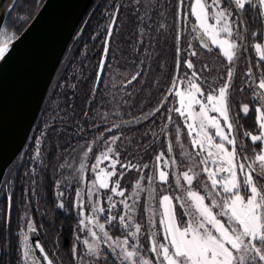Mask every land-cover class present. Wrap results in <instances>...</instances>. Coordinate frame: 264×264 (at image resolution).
I'll use <instances>...</instances> for the list:
<instances>
[{"label": "snow or ice", "instance_id": "snow-or-ice-1", "mask_svg": "<svg viewBox=\"0 0 264 264\" xmlns=\"http://www.w3.org/2000/svg\"><path fill=\"white\" fill-rule=\"evenodd\" d=\"M102 6L108 23L91 37H102L92 73L82 67L73 72V83L62 76L65 83L56 86L75 96L81 83L90 82L82 110L76 112L70 102L66 110L51 109L50 120L31 139V151L21 156L23 172L5 179L0 170V264L5 257L7 264H63L60 237L50 252L40 239L44 224L29 215L50 167L54 207L77 216L70 264H264V0H105ZM15 9L12 2L8 14ZM169 12L174 70L152 105L141 93L160 82L144 79L151 68L145 60L157 55ZM126 13L136 28L137 55L130 64L112 48ZM188 17L194 18L192 31L201 33L195 37L199 49L218 53L221 68L203 60L191 42L180 46L182 33L175 25ZM30 18L16 17L22 23ZM250 50L255 59L245 56ZM9 54V41L0 42V61ZM114 68L125 69L119 83L112 79ZM164 68L157 64V70ZM173 96L178 107H169ZM250 112L251 130L241 122ZM141 128L139 138L130 135ZM78 149L82 159L73 155ZM68 157L78 159L75 171ZM53 159L61 162L50 165ZM15 217L23 225L13 233Z\"/></svg>", "mask_w": 264, "mask_h": 264}, {"label": "trees", "instance_id": "trees-1", "mask_svg": "<svg viewBox=\"0 0 264 264\" xmlns=\"http://www.w3.org/2000/svg\"><path fill=\"white\" fill-rule=\"evenodd\" d=\"M44 2L45 0H18L16 2V9L12 11L11 15L8 16L5 22L4 30H7V28H12V30L14 29L16 33V37H15L16 39L34 19V17L38 13ZM171 2L174 3L175 0H171ZM104 3L105 1L103 2V4H101V7L98 8V10L93 15L83 35L77 40H73L69 48L67 49L66 54L52 82L42 112L39 116V119L36 122L23 151L20 153L18 158L15 160V162L10 166L5 179H9L10 175L15 176L17 172L20 173L23 172V169L19 168L21 156L23 153L31 151V139L33 136L39 135L38 129L42 126L43 122L45 120H50V117L52 116L51 109H57V105H59V109L66 110V104L70 102L75 106L76 112H80L82 110L86 94L89 91L88 84L90 82L81 83L80 86L76 89L75 96H72V93L69 89L57 88L56 86L57 84L65 83V81L61 79L62 76L69 78L67 80L68 84L73 83L74 81L70 79L73 72L79 70L82 67L86 74L92 73L93 71L92 66L96 63L98 59V53L101 48L102 37L98 36L95 40L91 39V37L97 36V33H101L103 28L108 23L107 18L102 15V13L105 12V8L102 6L104 5ZM17 16H20L22 18L26 16H30L31 18L28 19L26 23H22L21 20L16 19ZM121 20L123 21V24L119 29V35L117 36L116 41L112 43V48L117 50L118 55L120 54V52L124 53V55L121 57L122 63L125 60H127V62L130 64L131 58L137 55V53L134 51V45H135L134 33L136 31V28L134 24L130 22L127 13L121 17ZM166 22L169 25V27L166 30H164L163 36H161L159 44L155 46V52L157 53V55L145 60V64H150L151 68L148 69V75H146L144 79L147 81L148 79L151 78L158 80L160 82L157 88H151L149 92L141 93V98H144V96L147 95L148 98L151 100L152 105H155L157 100L160 98L161 91H165L167 89L171 74L174 70V63L176 59L174 31L172 30L171 27L173 24V15L171 14V12H169V14L167 15ZM152 35L156 36L158 34L155 31H153ZM164 37H166V42ZM195 37H198L197 33H194L192 35L191 43L197 47L198 51H202V59L204 60V56H206L207 50L199 49L200 42ZM85 46L87 49L86 54H85ZM152 50L153 49H149V51ZM213 52L216 53V49H213ZM140 58L143 59L144 57L141 56ZM212 59L213 62L212 63L209 62L211 65H214L217 68L222 67L221 59L218 53H216V55H212ZM158 63L165 64V68L163 71L157 70ZM224 63H226V61ZM131 71L132 68L129 67L127 69V72H131ZM124 73H125L124 68H114L113 73L111 74L112 79L115 80L117 83H119V80L116 78ZM217 74L218 73L214 72L212 76L209 77V79L211 80L212 77L216 76ZM237 83H239V81H237ZM137 87H139V85H137ZM65 93H67L68 96H72V99L70 101L66 99V96L64 95ZM241 99L242 97L240 95H237L236 100L239 101ZM172 106H176L174 96L170 98L169 107ZM59 109H57V111H59ZM173 116L174 118L176 117L175 113H173ZM125 118L127 119V117ZM254 119H255V114L250 112L249 116L243 119L241 122L245 125L246 128L251 130ZM156 120L159 126H163L164 121L159 116H157ZM170 128H173V126L170 125ZM143 130L144 129L141 128L139 132H132L130 133V135L139 138V135L140 133L143 132ZM158 131L159 129L157 128V132ZM89 139H91V135L89 136ZM184 141H185V146L189 148L188 140H184ZM59 143L63 144L64 141L60 140ZM52 152L54 155L56 154V149L54 147L52 148ZM73 155L76 156L78 159L83 158V153L80 152L79 149L77 150V153H74ZM24 159L26 162L27 158L25 157ZM78 159H73L72 157H68V160L72 165L70 171H75V169H78L79 167ZM60 162L61 161H57L53 159L49 162V164L57 165ZM132 175L135 174L133 173ZM52 176H53V171L52 168L50 167L49 171L45 174L44 177V181H43L44 187L39 188L40 194L38 196L33 197L34 206L32 210L29 212V215L32 216L35 220L44 224V228L41 230L43 233L42 236L44 238H46L52 243L54 238L59 236L60 242L64 241L65 246H67V244H70L72 240V234H73L72 230L76 226L77 216L74 212L68 213L65 212L64 210H60L54 207V198L52 194L53 190H52V180H51ZM25 186H27L26 182H25ZM20 187H21V182L17 180L16 183L17 207L22 209L23 206L20 204V196H21ZM3 195L4 193L0 192V206H2ZM21 214H23L22 211ZM18 220L19 217H15L13 220V224H12L13 233H15L17 229L23 225L22 221H20V223L18 224L17 223ZM57 229H62V233H58ZM4 235H7V231H5ZM14 241H17V239L16 237L12 236L11 243ZM3 242H4L3 239H0V244H3ZM14 249L15 246L12 245V251H14ZM66 249L67 247L64 248V250ZM11 258L14 261L13 256ZM7 259L8 258L5 257V264H7Z\"/></svg>", "mask_w": 264, "mask_h": 264}, {"label": "water", "instance_id": "water-1", "mask_svg": "<svg viewBox=\"0 0 264 264\" xmlns=\"http://www.w3.org/2000/svg\"><path fill=\"white\" fill-rule=\"evenodd\" d=\"M8 1L10 7L18 0ZM104 1L92 8L95 0H45L27 28L10 43V54L0 61V170L4 178L27 144L67 49ZM8 16V11L2 16L0 33ZM177 29L183 35V21Z\"/></svg>", "mask_w": 264, "mask_h": 264}, {"label": "flooded vegetation", "instance_id": "flooded-vegetation-1", "mask_svg": "<svg viewBox=\"0 0 264 264\" xmlns=\"http://www.w3.org/2000/svg\"><path fill=\"white\" fill-rule=\"evenodd\" d=\"M100 0H95V3H94V5H93V7L99 2ZM191 2V0H189V1H186V3H190ZM92 7V8H93ZM101 7V6H100ZM99 7V8H100ZM87 17H88V14L86 15V17L82 20V22H81V24H80V26H79V28H78V31H77V33H76V35L78 34V32L82 29V27L84 26V24H85V22H86V20H87ZM92 19V18H91ZM91 19H90V21H91ZM90 21H89V23H90ZM89 23H88V25H89ZM88 25L86 26V28L88 27ZM176 28H177V23H176ZM193 27H194V18H192V17H188V19H186V20H183V29H182V31H183V35H182V48H186L187 47V45H188V43L189 42H192V35L194 34V33H197V36H200V34L201 33H199V30H197V31H195V32H193L192 31V29H193ZM86 28H85V30H86ZM85 30H84V32H85ZM83 32V33H84ZM83 33H82V35H83ZM81 35V36H82ZM80 36V37H81ZM80 37H78V38H80ZM77 38V39H78ZM76 39V40H77ZM75 40V39H74ZM245 56L246 57H251V58H253V57H255L256 58V54H255V52L254 51H249L248 53H246L245 54ZM255 58H253V59H255ZM242 64H245V60H241L240 62H239V65H238V70L240 71V72H243V70H244V65H242ZM13 237H15V235H13ZM40 238H41V240L42 241H47L48 243H47V248H48V250L50 251V252H52V251H55L54 249H53V247H52V243L49 241V240H47L46 238H44L42 235L40 236ZM13 246H15V248H16V245H17V241H14V242H12L11 243ZM60 252H59V255H60V257L63 259V264H70V262H69V258H68V255H67V253H68V250H69V248H70V246H71V242H70V244H67V246H65V243H64V241H62V242H60ZM65 247H67V249L66 250H64V248ZM66 251V252H65ZM12 253H13V258H14V260L16 259V253H15V249H14V251H12Z\"/></svg>", "mask_w": 264, "mask_h": 264}, {"label": "rangeland", "instance_id": "rangeland-1", "mask_svg": "<svg viewBox=\"0 0 264 264\" xmlns=\"http://www.w3.org/2000/svg\"><path fill=\"white\" fill-rule=\"evenodd\" d=\"M1 33H4V34L0 35V42L9 41V45L16 37V33H15L14 29L12 30V28H7V30H4V28H3ZM13 34H15V35H13ZM253 58H255V57H253ZM193 59H195V58H193ZM220 59H221V61H223V58L221 56H220ZM204 60L207 61V62H211L212 63L213 62L212 54H208L207 53L206 56H204ZM176 99L177 98L174 97L175 103H176ZM176 106L178 107L179 105L176 103ZM175 116H176L175 119L177 120L178 123H180V124H181V122L183 123L182 118L178 117L176 114H175ZM184 131L186 132V129ZM184 140H187L186 136L184 137ZM185 149L190 151V149L188 147H186V146H185Z\"/></svg>", "mask_w": 264, "mask_h": 264}, {"label": "bare ground", "instance_id": "bare-ground-1", "mask_svg": "<svg viewBox=\"0 0 264 264\" xmlns=\"http://www.w3.org/2000/svg\"><path fill=\"white\" fill-rule=\"evenodd\" d=\"M9 1L8 0H0V16H3L4 13L7 11L9 7Z\"/></svg>", "mask_w": 264, "mask_h": 264}]
</instances>
